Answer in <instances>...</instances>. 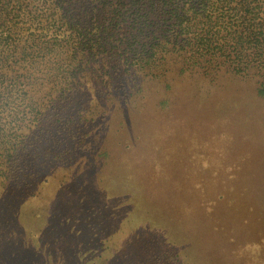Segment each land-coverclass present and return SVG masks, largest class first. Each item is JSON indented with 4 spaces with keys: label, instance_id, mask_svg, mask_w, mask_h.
Segmentation results:
<instances>
[{
    "label": "trees",
    "instance_id": "obj_1",
    "mask_svg": "<svg viewBox=\"0 0 264 264\" xmlns=\"http://www.w3.org/2000/svg\"><path fill=\"white\" fill-rule=\"evenodd\" d=\"M172 73L214 85L223 78L248 82L264 97V0H0V244L11 255L39 263L44 246L60 239L92 244L110 221L117 224L116 212L100 210L95 195L85 193L84 206L77 161L108 159L113 149L104 132L118 134L124 107L147 81ZM230 162L219 161L218 173L199 163L209 169L207 189L218 183L220 192L206 190L194 215L210 219L203 228L217 237L224 229L219 218L235 213L223 194L237 178L226 172ZM66 178L80 180L70 198L81 201L76 211L45 194L49 183L66 188ZM52 198L68 236L35 226L46 210L35 211L34 203ZM257 200L247 198L248 206L257 208ZM219 203L226 215L209 216ZM245 216L232 218L230 231ZM153 247L151 254L134 251L133 264H187L168 242Z\"/></svg>",
    "mask_w": 264,
    "mask_h": 264
},
{
    "label": "rangeland",
    "instance_id": "obj_2",
    "mask_svg": "<svg viewBox=\"0 0 264 264\" xmlns=\"http://www.w3.org/2000/svg\"><path fill=\"white\" fill-rule=\"evenodd\" d=\"M216 83L175 73L147 81L144 93L133 100L136 109L133 102L124 107L118 134L104 132L113 149L109 158L77 161L76 175L83 177L84 188L79 191L80 180L66 178V188L49 183L45 192L63 198L66 212L79 209L81 201L70 200L77 191L87 208L89 192L100 210L116 212L117 224L110 221L107 233L99 231L92 244L60 239L44 246L48 254L39 263L11 255L1 243L0 264H133L134 251L151 254L160 242L171 244L187 264H264V97L256 96L248 82L223 78ZM200 161L216 166L217 173L219 161H231L226 172L235 171L237 177L233 190L224 187L235 213L218 217L224 226L220 237L203 228L210 219L194 215L196 199L206 190L211 195L220 192L218 183L207 189L209 169L199 166ZM249 197L259 199L257 208L248 206ZM38 203L35 211L46 212L35 226L70 235L56 214V198ZM226 207L219 203L208 215L225 214ZM242 216L246 222L230 231L232 218L242 222ZM78 245L85 250L78 253Z\"/></svg>",
    "mask_w": 264,
    "mask_h": 264
}]
</instances>
